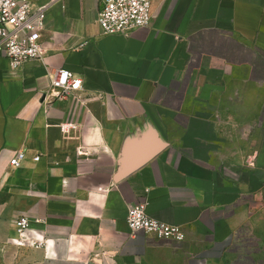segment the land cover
<instances>
[{
    "label": "crops",
    "instance_id": "1",
    "mask_svg": "<svg viewBox=\"0 0 264 264\" xmlns=\"http://www.w3.org/2000/svg\"><path fill=\"white\" fill-rule=\"evenodd\" d=\"M100 8L47 10L45 64L14 70L0 49V264H227L243 231L264 264V121L227 78L264 56V0H154L127 35L103 33ZM59 67L83 79L76 95H49ZM142 200L185 238L132 232ZM22 214L41 247L9 242Z\"/></svg>",
    "mask_w": 264,
    "mask_h": 264
},
{
    "label": "built area",
    "instance_id": "2",
    "mask_svg": "<svg viewBox=\"0 0 264 264\" xmlns=\"http://www.w3.org/2000/svg\"><path fill=\"white\" fill-rule=\"evenodd\" d=\"M62 1L47 0L35 6L33 0H0V49L12 69L20 70L31 61L45 64L46 48L42 43V35L47 27V10ZM153 1L100 0L97 21L105 34L127 35L135 29L150 25L153 19ZM50 84L49 95L52 98H67L82 89L83 79L70 69L59 67L50 73ZM71 126L72 124L67 123L61 128L68 131ZM26 157V150H17L10 159V165L19 167ZM40 158V155H36L34 160L38 161ZM126 222L132 232L142 231L159 239L185 238L180 225L149 216L146 200L129 206ZM31 223L28 215H20L15 221V236L9 242L17 246L41 247L44 241L33 235ZM243 235L250 239L252 233L246 231Z\"/></svg>",
    "mask_w": 264,
    "mask_h": 264
},
{
    "label": "rangeland",
    "instance_id": "3",
    "mask_svg": "<svg viewBox=\"0 0 264 264\" xmlns=\"http://www.w3.org/2000/svg\"><path fill=\"white\" fill-rule=\"evenodd\" d=\"M227 78L229 82L248 85L243 89V95L246 96L243 105L248 108L251 106L252 110L255 108L256 120L264 121V56L252 50L242 54L234 64V73ZM244 232L246 231L240 232L241 239H237L229 247L227 264H263L259 256L261 247L255 235L252 234L248 239L243 235Z\"/></svg>",
    "mask_w": 264,
    "mask_h": 264
}]
</instances>
